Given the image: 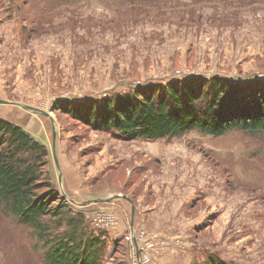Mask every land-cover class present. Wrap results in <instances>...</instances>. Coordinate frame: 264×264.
<instances>
[{
    "label": "rangeland",
    "instance_id": "obj_1",
    "mask_svg": "<svg viewBox=\"0 0 264 264\" xmlns=\"http://www.w3.org/2000/svg\"><path fill=\"white\" fill-rule=\"evenodd\" d=\"M17 4L0 0V100L9 102L0 103V115L44 141L61 194L94 230H111L109 239L121 240L105 263L192 264L208 249L231 264H264V152L256 139L190 132L126 141L51 111L57 100L96 99L171 77L263 78L264 0H80L57 10L50 23L39 21L48 30L31 37L22 30L29 20ZM113 194L147 209L167 206L171 217L157 232L171 239L137 222V209L131 222L126 199L79 205ZM174 217V224L167 219ZM7 219L0 237L22 238V227ZM143 233L148 263L139 243ZM14 249L0 244V264H30L25 247Z\"/></svg>",
    "mask_w": 264,
    "mask_h": 264
},
{
    "label": "trees",
    "instance_id": "obj_2",
    "mask_svg": "<svg viewBox=\"0 0 264 264\" xmlns=\"http://www.w3.org/2000/svg\"><path fill=\"white\" fill-rule=\"evenodd\" d=\"M77 1L9 0L27 14L23 21H29L22 30L28 37L47 31L42 24L50 23L57 10ZM23 4L30 6L28 11ZM35 9L46 11L35 18ZM51 111L119 140L157 141L190 132L220 138L237 132L256 139L264 152V77H171L96 99L57 100ZM50 157L42 139L0 115V223L9 218L25 232L19 239L0 237V244L9 251L25 247L30 264H106L121 240L109 239L114 236L111 230H94L81 208L61 194ZM259 159L263 160V155ZM260 164L264 166V160ZM229 169L221 168L226 174ZM227 182L229 189L230 180ZM201 252L205 258L192 264H231L214 250Z\"/></svg>",
    "mask_w": 264,
    "mask_h": 264
},
{
    "label": "crops",
    "instance_id": "obj_3",
    "mask_svg": "<svg viewBox=\"0 0 264 264\" xmlns=\"http://www.w3.org/2000/svg\"><path fill=\"white\" fill-rule=\"evenodd\" d=\"M156 148H159V146H156ZM138 154H140V156H142L141 152H138ZM167 202H170V201L167 199ZM167 202L165 204H167ZM132 203L135 205V210L137 209V212L135 213L136 217H137V220H138L137 222H140L142 220V222H144V223H146L148 225L149 231H151V232H155L156 233L157 231L162 230L161 226L163 225V223L165 221V216L171 217V215H169L166 212V210L168 208L165 205L160 207V208L157 207V208H153V209H147V208L138 206L139 204H137L135 200H134V202L131 200V203L129 202V205H130V208H131V222H134V220H133L134 217H133V214H132ZM168 207H169V203H168ZM215 216H216V213H214V212H213V214L212 213L209 214V217H211V218H214ZM175 218L176 217H174L172 219H170V218H167V219L169 221L171 220V222L174 224L175 221H173V220ZM190 229H192V227ZM157 234H159L161 236H165L166 238L171 239V236H167V235H165V233L157 232ZM188 234H190V233H188ZM169 235H173V234H169Z\"/></svg>",
    "mask_w": 264,
    "mask_h": 264
},
{
    "label": "water",
    "instance_id": "obj_4",
    "mask_svg": "<svg viewBox=\"0 0 264 264\" xmlns=\"http://www.w3.org/2000/svg\"><path fill=\"white\" fill-rule=\"evenodd\" d=\"M0 103H9L7 101H3V100H0ZM19 106H21L22 108L26 109V110H29L30 112L34 113V114H37V115H44V116H50V114L48 112H44L40 109H37L35 107H32V106H28V105H24V104H17ZM52 130H53V149L55 150L56 147H55V141H56V136H57V131H56V127L55 125H53L52 127ZM54 154V157H56V154H55V151L53 152ZM57 163V161H56ZM61 178H62V175L60 174V181H61ZM65 196V195H64ZM68 200H71L74 202L73 199L69 198L68 196L66 197ZM119 198H122V199H126L128 200L130 203H131V199L128 198L127 196L125 195H122V194H113L111 196H109L108 198H99V199H96V200H87L85 202H82L81 206H86V205H89V204H93V203H109L111 202L113 199H119ZM77 203V202H76ZM135 213V205L132 203V214ZM133 233H132V239H133V242L135 244V246L137 247V243H136V239L135 237H133ZM138 256H139V253L137 252ZM139 264H142L141 262H139Z\"/></svg>",
    "mask_w": 264,
    "mask_h": 264
},
{
    "label": "built area",
    "instance_id": "obj_5",
    "mask_svg": "<svg viewBox=\"0 0 264 264\" xmlns=\"http://www.w3.org/2000/svg\"><path fill=\"white\" fill-rule=\"evenodd\" d=\"M98 223V222H97ZM99 224V223H98ZM99 225H101V226H103L102 224H99ZM139 238H143L142 240H140L139 241V243L141 242V249H142V251L145 253V250H146V248L148 247V246H150L148 243H147V239L149 238V237H145V235H144V233L143 234H141L140 236H139ZM137 239H138V237H137ZM159 240H161V242H162V244L164 245L165 243L167 244V242H165L163 239H159ZM149 257L150 256H148L146 253H145V255H144V260L146 261V263H148V261H149ZM139 262V261H138ZM138 262H136V264H138Z\"/></svg>",
    "mask_w": 264,
    "mask_h": 264
}]
</instances>
